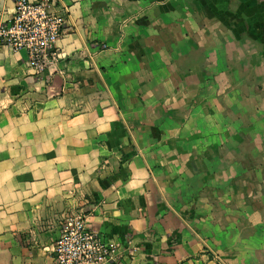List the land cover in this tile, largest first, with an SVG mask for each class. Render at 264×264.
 I'll use <instances>...</instances> for the list:
<instances>
[{"label":"crops","instance_id":"0c3cea01","mask_svg":"<svg viewBox=\"0 0 264 264\" xmlns=\"http://www.w3.org/2000/svg\"><path fill=\"white\" fill-rule=\"evenodd\" d=\"M56 1L48 70L0 49V264L88 205L109 264H264V0Z\"/></svg>","mask_w":264,"mask_h":264},{"label":"built area","instance_id":"2783aa9c","mask_svg":"<svg viewBox=\"0 0 264 264\" xmlns=\"http://www.w3.org/2000/svg\"><path fill=\"white\" fill-rule=\"evenodd\" d=\"M66 15L56 0H16L7 21H0V49L26 51L30 65L44 73L61 58L57 43ZM54 264H109L114 250L84 215L66 218L52 249Z\"/></svg>","mask_w":264,"mask_h":264},{"label":"water","instance_id":"95a60500","mask_svg":"<svg viewBox=\"0 0 264 264\" xmlns=\"http://www.w3.org/2000/svg\"><path fill=\"white\" fill-rule=\"evenodd\" d=\"M94 209L93 205H88L87 207H85L80 214L81 215H87L88 213H90L92 210Z\"/></svg>","mask_w":264,"mask_h":264}]
</instances>
